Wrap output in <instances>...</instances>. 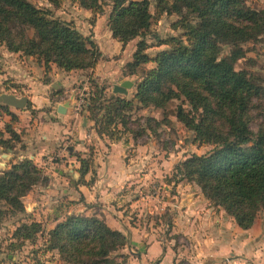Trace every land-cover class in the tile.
I'll return each instance as SVG.
<instances>
[{"label":"trees","instance_id":"obj_1","mask_svg":"<svg viewBox=\"0 0 264 264\" xmlns=\"http://www.w3.org/2000/svg\"><path fill=\"white\" fill-rule=\"evenodd\" d=\"M47 1L58 7L62 0ZM79 3L94 13L101 9L100 0ZM184 9L194 15L192 21L183 16ZM171 12L181 16L174 27L183 28L184 37H157L167 48L154 58L145 54L147 42L140 41L125 72L131 74L141 64H155L137 86L135 99L141 104L164 109L172 100L184 98L191 105L192 112L178 108V119L193 129L194 143L212 144L214 148L179 163L175 173L180 181L196 184L241 228L250 229L264 210V122L257 130L252 128L253 110L264 99V88L254 80H241L242 72L235 64L246 56V42L264 37V10L253 11L242 0H156L153 14L149 0H113L108 28L114 38L127 45L145 36L154 18ZM0 43L10 52L37 57L47 71L52 64L66 72L94 70L102 58L91 35H84L73 23L54 17L51 10L39 8L30 0H0ZM221 45L230 46L228 55L220 54ZM97 100L90 99L88 118L99 110L94 109ZM116 102V116L122 117L128 130L129 121L121 111L132 103L118 97ZM7 132L9 138L0 129V144L9 143L12 148H7L14 150L13 140L20 137L12 127ZM77 156L82 182L90 163ZM44 180V171L29 158L14 163L0 174V201L9 205L11 214L22 213V198ZM4 215L0 207V226ZM42 231L40 222H24L13 238L33 241ZM128 243L124 233L111 229L104 220L70 214L49 231L47 247L58 250L68 264H112V254Z\"/></svg>","mask_w":264,"mask_h":264},{"label":"rangeland","instance_id":"obj_2","mask_svg":"<svg viewBox=\"0 0 264 264\" xmlns=\"http://www.w3.org/2000/svg\"><path fill=\"white\" fill-rule=\"evenodd\" d=\"M30 1L39 8L51 10L54 17L73 23L80 32L86 33L87 36L91 35L93 40L95 36L93 30L94 28L97 29L98 41L106 45L109 44L108 40L112 42L108 47L112 54L118 55L119 49H117L114 41L109 37L110 29L108 28L113 0H100L101 9L98 13L83 8L79 0H62L58 7L52 5L47 0ZM149 1L151 12L155 14L156 0ZM242 2L253 11L259 12L264 10V0H242ZM188 12L187 9H184L183 16H185L187 21H192L194 15L188 14ZM180 20L181 16L173 12L164 13L161 17L154 18L148 33L143 37L134 39L128 46L127 51L121 50L122 52L119 55L127 59V57L130 58L131 54L132 59L139 42L145 40L147 42L145 54L154 58L160 51L167 48L166 45L158 43L157 37L163 40L170 36L182 37L184 35L185 31L183 28L174 27V24ZM243 48L246 51V56L236 62L235 69L242 72L240 75L241 80H254L256 84L264 88V37L246 42ZM229 51L230 46H220V54L222 56L228 55ZM8 52L9 50L6 45L0 43V58L2 60L8 58L12 62L16 59L22 62V70L28 71V68L35 66L33 65L34 63H39L35 56H28L21 52H12L11 55H4V53L8 54ZM154 66L155 64L152 62L141 64L131 74L125 72L127 68L125 66V70L122 71L123 76H128L125 80L134 82V86L129 89L127 95L113 93V81L110 78L108 81L102 82L98 80L96 70H86L87 75L84 81L74 83L68 92L69 95L68 93L66 95V102H72L75 111L78 108L76 111L80 114L77 117L78 129L79 131H84L83 135H81L82 138L80 140L74 138L60 140L57 142V146L52 148H49L46 143V148L42 150L39 161L31 158V156L35 155L34 151L23 152L21 154L22 149L25 146L27 148L28 144L29 146L31 144L32 146L36 144L42 145L46 141L22 140L24 135H29L33 131H30V133L21 131L18 133L19 140H13V143L10 141L12 144H15L13 145L14 150L11 153L13 158L6 157V154L9 153V148H7L10 146L9 143L0 144V174L9 170L14 164V160L16 161L15 163H18L25 158H29L47 176V180L34 185L22 198L25 207H27L24 212L13 215L7 211L9 205L0 201V207L5 210L4 219L0 226V264H68L62 259L58 250H52L47 247L49 231L54 229L59 222L65 220L68 215L83 216L84 213L79 214L81 207L80 204H77L78 202L71 204L66 199L67 196L62 191L64 188L63 180L55 172V169L60 170L65 168V162L61 161V156L65 155L68 157L70 153L75 152L76 155L78 154L81 158H86L89 161L91 173L88 175V178H90L89 182H93L97 178L95 169L96 159L108 154L111 149L109 143L113 142H120L124 146L126 162L129 159L134 160L132 166L135 169L136 179L131 181V185L128 184L126 186V188H129L126 193L128 194V200L138 201V203L133 205V207H128L123 215L127 217L130 223H137L141 229L153 233L157 238H161L165 245L167 243L169 246L174 247L175 250L181 249L188 254L192 250H195V243L189 235L184 236L173 230V217L177 209L173 207L172 203H179L181 198L171 200V195L169 196L166 188L170 187L169 191L176 195L179 189L184 195L202 194L204 196L196 184L187 180L180 181L175 173V168L179 163L194 154H208L213 150L214 145L194 143L193 129L187 127L178 119L179 107H183L187 112H192L191 105L184 98L172 100L164 109L143 105L135 99L137 86L141 82L143 75ZM9 69L13 70L9 67L8 63L0 61V95L5 93L10 94L7 90V82L10 85L14 84L15 80L8 74ZM18 70L14 71L17 75ZM127 71L129 73L132 69L130 68ZM123 76L120 73L118 81ZM16 78L21 79L20 76ZM114 79L116 78L114 77ZM19 87V96H28L27 91L21 88L23 86ZM95 97H98V100L95 101L94 109L99 108V110L95 109L96 115L92 114L88 118L90 99ZM117 97L132 103L131 106L121 111L123 117L129 121L128 130L121 122L122 117L117 118L116 116ZM2 106L9 108L8 105L0 102V129L4 131V137L9 138L10 134L7 132V128L18 126L19 129L21 126H26L28 121L24 119L18 120L17 117L9 113L10 111H5ZM253 114L255 116L253 118L255 123H253L252 128L257 130L259 124L264 122V99L259 100L257 108L253 110ZM84 117H87L85 124ZM150 118L155 119V121H150ZM36 119L34 116L33 121ZM41 119L38 118L36 121L40 122L44 120V118ZM25 128H28V126ZM42 156L45 158V161L42 160ZM4 162H6V165L3 164ZM77 164L79 165L80 163L77 161ZM47 172L55 175L51 177ZM139 175L144 177L143 181L139 180ZM78 180H81V178ZM55 185L59 186V189L52 191L54 189L52 186ZM177 186L179 187L177 188ZM180 196H182L181 193L178 197ZM205 198L209 200L207 197ZM120 206H122L120 207L121 209H125L126 204L121 202ZM87 211L91 213L95 212L90 215L95 217H98L95 214L99 215L100 218L110 224L111 229L115 228L117 222H115L110 211H101L95 208ZM263 212L264 210L260 211L258 216L263 214ZM261 219L264 223L263 215ZM26 221L29 223L33 221L40 222L43 231L33 241L15 240L13 238L14 231ZM137 253L138 250L133 245H126L112 254V264H135L137 262ZM180 259L177 264H191L186 256ZM151 263H155V260Z\"/></svg>","mask_w":264,"mask_h":264},{"label":"crops","instance_id":"obj_3","mask_svg":"<svg viewBox=\"0 0 264 264\" xmlns=\"http://www.w3.org/2000/svg\"><path fill=\"white\" fill-rule=\"evenodd\" d=\"M93 32L94 41L102 52V58L92 71H97L96 76L99 81L105 82L110 78L113 81V87L128 78V76H123L122 71L125 70L128 61H131V54L130 58L127 57V59L119 54L122 52L121 50L126 52L132 41L123 45L113 37L111 31L109 32V37L119 49L118 56L112 54L108 47L112 42L108 40V45L102 44L97 39L98 30L94 28ZM11 53L9 51L8 54L4 53V55H11ZM14 60L12 62L8 58L3 60L0 58V61L8 63L9 67L13 69H9L8 74L15 81L13 85L6 83L7 90L10 94L20 97L18 93L20 89L18 88L23 86L21 88L27 91L28 103L26 107L20 110L13 106H9L8 109L18 120L24 119L28 121V124L21 126L20 130L18 126H12V128L17 133L33 131L29 135H24L22 140H46L42 145L32 146L31 144L29 146L28 144L27 148L25 146L21 151V154L34 151L35 155L31 158L39 161L42 150L46 148V143L49 148H52L56 147L60 140H68L69 138L80 140L82 138L81 135L84 131L78 129L77 117L80 116L76 112L78 108L75 111L70 101H67L69 106L65 114L60 113L58 108L67 103L66 95L72 85L84 81L87 72H85L86 70L66 72L55 64H52L51 69L47 71L43 63H34L35 66H31L26 71L22 70V62ZM17 69H19L18 75L14 72ZM120 73L123 77L118 81ZM18 76L21 79L16 78ZM34 116L37 119L44 118V120L38 122L36 119L33 121ZM27 126L28 128H25ZM109 145L111 147L109 153L96 159L97 178L95 181L89 182L88 175L91 171L86 173L84 181L78 180L81 178L79 172L81 164H77V161L78 163L80 161L75 152L70 153L68 157L61 156V161L65 162V168L55 169V172L63 180L64 188L62 191L67 196L66 199L69 200V203L78 202L77 204H80L81 212L79 214L84 213L83 216L89 217L90 214L95 213L87 211L91 208L101 211L107 210V212L112 213L115 222H117L113 229L124 233L129 240V245H133L138 250L135 264H177L181 260L180 258L184 256L188 257L191 264H264V223L261 219L264 212L256 218L250 229L245 230L224 209L219 206L216 208L202 194L184 195L178 189L176 195L169 191L170 187H167V193L169 196L171 195V200L181 198L179 203H172L173 207L177 209L173 217V230L184 236L189 235L193 239L195 250H192L190 254L181 249L175 250L167 243L165 245L161 238L141 229L137 223H130L123 213L128 207H133L138 203V201L128 200L126 193L129 189L126 186L131 185V181L136 179L135 169L132 166L134 160L129 159L126 162L125 148L120 142L109 143ZM12 152L13 150L9 149L6 156L13 158ZM42 160L45 161L43 156ZM5 163L3 164L6 165ZM48 175L52 177L55 174L49 172ZM139 180L143 181L144 177L139 175ZM57 185L52 186L54 188L52 191L59 189ZM180 193L182 196L178 197ZM121 202L126 204L125 209L120 208L122 207L120 206ZM117 205L119 206L117 207ZM95 215L100 218L99 215ZM104 221L111 227L106 220ZM154 260L155 263H151Z\"/></svg>","mask_w":264,"mask_h":264},{"label":"water","instance_id":"obj_4","mask_svg":"<svg viewBox=\"0 0 264 264\" xmlns=\"http://www.w3.org/2000/svg\"><path fill=\"white\" fill-rule=\"evenodd\" d=\"M133 86H134L133 81L124 80L123 82L119 84H115L113 86V93L127 95L129 92V89L132 88ZM0 102L5 103L8 106H13L17 109H22L26 107L28 103V97L27 96L17 97L14 94L5 93V94L0 95ZM68 106H69V102H67L64 105H60L58 108V111L62 114H65ZM86 122H87V117H84V124Z\"/></svg>","mask_w":264,"mask_h":264}]
</instances>
